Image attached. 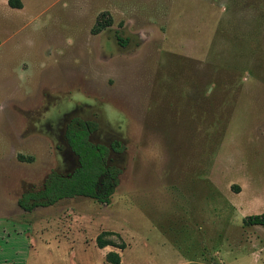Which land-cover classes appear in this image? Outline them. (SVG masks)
I'll return each mask as SVG.
<instances>
[{
  "label": "rangeland",
  "instance_id": "1",
  "mask_svg": "<svg viewBox=\"0 0 264 264\" xmlns=\"http://www.w3.org/2000/svg\"><path fill=\"white\" fill-rule=\"evenodd\" d=\"M18 1L0 0V264H264V226L242 224L264 213V0ZM71 118L123 148L109 203L21 210L76 168Z\"/></svg>",
  "mask_w": 264,
  "mask_h": 264
},
{
  "label": "trees",
  "instance_id": "2",
  "mask_svg": "<svg viewBox=\"0 0 264 264\" xmlns=\"http://www.w3.org/2000/svg\"><path fill=\"white\" fill-rule=\"evenodd\" d=\"M10 8L19 9L18 0H7ZM96 129L92 121H83L73 118L66 125L64 140L76 157L77 167L66 177L50 173L45 178L42 188L33 193L23 194L17 200V206L23 211H30L37 207L53 205L61 199L83 197L94 200L100 204H108L110 196L117 186V176L120 170L114 166L107 165L109 150L120 153L123 148L118 143H113L110 149L97 144H92L88 138ZM243 225L264 226V213L249 215L242 219ZM110 232H102L95 238L98 249L111 246L110 241L103 240V236L111 235ZM122 249L123 246L118 247ZM105 261L118 264L119 257L116 253H107Z\"/></svg>",
  "mask_w": 264,
  "mask_h": 264
},
{
  "label": "flooded vegetation",
  "instance_id": "3",
  "mask_svg": "<svg viewBox=\"0 0 264 264\" xmlns=\"http://www.w3.org/2000/svg\"><path fill=\"white\" fill-rule=\"evenodd\" d=\"M71 119H73V118H71ZM71 119H70V120H71ZM70 120L68 121V123L70 122ZM68 123H67V124H68ZM67 124H66V125H67ZM65 127H66V126H65ZM64 130H65V128H64ZM95 131H96V129H95ZM95 131H94V132H95ZM94 132H92V133H94ZM92 133H91V134H92ZM91 134H90V135H91ZM63 135H64V131H63ZM90 135H89V136H90ZM63 138H64V136H63ZM88 140H89V138H88ZM64 141H65V140H64ZM65 144H66V142H65ZM92 144H93V143H92ZM111 144H113V143H111ZM111 144H110L109 146H105V145H103V146H105V147H107V148L110 149ZM118 144H119V143H118ZM66 145H67V144H66ZM94 145H97V144H94ZM100 145H102V144H100ZM67 147H68V146H67ZM110 152H114V151L109 150V153H110ZM109 153H108V156H109ZM115 153H116V152H115ZM107 158H108V157H107ZM76 162H77V161H76ZM76 167H77V166H76ZM71 173H72V172H71ZM46 177H47V176H46ZM46 177H45V178H46ZM44 180H45V179H44ZM44 180H43V182H44ZM42 185H43V183H42ZM41 188H42V187H41ZM26 194H27V193H26Z\"/></svg>",
  "mask_w": 264,
  "mask_h": 264
},
{
  "label": "crops",
  "instance_id": "4",
  "mask_svg": "<svg viewBox=\"0 0 264 264\" xmlns=\"http://www.w3.org/2000/svg\"><path fill=\"white\" fill-rule=\"evenodd\" d=\"M18 264V263H17ZM20 264V263H19ZM22 264V263H21Z\"/></svg>",
  "mask_w": 264,
  "mask_h": 264
}]
</instances>
